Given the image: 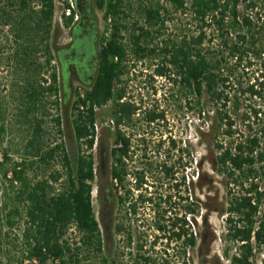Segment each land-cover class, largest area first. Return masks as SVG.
<instances>
[{
    "label": "trees",
    "instance_id": "1",
    "mask_svg": "<svg viewBox=\"0 0 264 264\" xmlns=\"http://www.w3.org/2000/svg\"><path fill=\"white\" fill-rule=\"evenodd\" d=\"M53 13L52 0H0V47L6 49L0 58L6 72L0 82V132L11 110L31 130L20 161L6 167L4 155L0 163V221L8 231L16 227L20 232L18 264H117L120 247L110 251L106 231L107 134L96 131V122L101 110L117 125L113 177L115 198L123 207L126 198L119 191L128 141L118 126L144 105L129 100L122 83L130 60L153 67L149 77L170 85V99L177 95L174 103L183 100L184 109L199 122L198 134L203 127L212 134L217 170L227 185L225 240L235 246V254L229 256L225 249L224 257L229 264H255L258 254L264 263V2L73 0L72 15L64 20L69 37L64 45L58 43ZM129 17L133 21L126 23ZM49 101L57 111L52 121L58 133L68 130L70 113L74 158L63 143L42 146ZM142 119L163 121L164 114L148 111ZM163 147L159 141L155 149L159 153ZM174 148L171 142L168 149ZM53 160L59 169L51 180L30 175L34 165ZM162 204L160 198L163 214ZM187 213L194 225L198 207L192 194L190 211L184 208V216L172 224L176 240L182 238L184 258L188 246L193 250L197 245L193 231L185 241ZM127 243L131 245V236ZM129 259L130 264H172L166 257H153L143 244Z\"/></svg>",
    "mask_w": 264,
    "mask_h": 264
},
{
    "label": "rangeland",
    "instance_id": "2",
    "mask_svg": "<svg viewBox=\"0 0 264 264\" xmlns=\"http://www.w3.org/2000/svg\"><path fill=\"white\" fill-rule=\"evenodd\" d=\"M135 2V0H132ZM264 2V0H261ZM61 7L57 5L55 10L56 17L60 15ZM101 14L98 13L100 20ZM133 19L129 17L126 23H131ZM103 25L100 21V29ZM58 43L61 45L69 42L68 32L66 28H58ZM3 35L0 33V36ZM0 58H4L6 49L0 47ZM148 63H135L132 60L127 64L128 72L123 76L122 83L126 88L127 98L135 105L144 103L141 111L138 113L139 118L142 119L144 113L148 111L161 112L163 111L164 120L162 123H157L159 128L156 133H149L147 158L162 161L164 155L166 158L175 162L177 189L175 193V212L177 218L184 216V208L187 202H190V190L186 184L192 183L193 202L198 207V214L194 217V225L189 228L197 234V245L191 250V256L179 257L175 247H168V251L164 252L162 249L163 243L156 246L149 253L153 257H166L172 264H229V260L224 257V250L229 249L228 255L235 254V246L229 241L225 240L226 224L225 218V203L227 202V185L225 176L218 173L215 162V153L212 146V134L208 132L207 127H203L202 134L199 132V122L194 115L186 111L183 106V100L179 103H174L177 100V95L173 94V99H170V85L160 78L151 76V69L146 67ZM6 76L5 70L0 67V82ZM163 90H167L165 96ZM2 91V90H1ZM47 116L43 117V133L42 141L44 149H50L54 144L63 143L71 158H74L77 153V145L73 139L71 129L70 113L67 114L68 130L61 129V133L57 132V127L52 121L57 111L52 101L46 104ZM11 110L8 116L3 120L4 131L0 132V163L3 161V156L7 155L6 167L12 166L14 163L20 161L25 153V146L29 141L30 127L28 124L22 123L20 119L15 117ZM211 114V113H210ZM109 118L97 110L96 131L100 129L107 130ZM208 125L209 121L206 122ZM242 129V127H241ZM107 134L103 131V134ZM145 134V133H144ZM198 138L201 143H198ZM164 142L163 151L157 152L155 146L157 142ZM174 142L175 148L168 149V142ZM188 164V165H186ZM59 169L57 161H49L48 165L36 164L32 167L30 175L37 179L51 180L50 176ZM3 181V180H2ZM231 187V186H230ZM95 184H93V196L95 194ZM164 190V188H163ZM1 191V178H0ZM93 210L97 220H100V208L97 200L93 199ZM143 221L148 220L150 223L151 212L144 211L142 213ZM150 217H149V216ZM189 217V216H187ZM188 220V219H187ZM146 224V223H145ZM20 232L18 228L8 231L3 227V222L0 221V264H18L19 258V243L16 241ZM6 235V236H5ZM149 235L154 236L153 231ZM15 244V248L13 245ZM114 245L119 246V258L117 264H130V259L126 252L121 249L122 243L120 237L114 238ZM176 247H178L176 245ZM132 254V253H130ZM186 258L188 259L186 261ZM255 264H264L263 258L256 254Z\"/></svg>",
    "mask_w": 264,
    "mask_h": 264
},
{
    "label": "flooded vegetation",
    "instance_id": "3",
    "mask_svg": "<svg viewBox=\"0 0 264 264\" xmlns=\"http://www.w3.org/2000/svg\"><path fill=\"white\" fill-rule=\"evenodd\" d=\"M107 138H106V178L105 188L109 197L106 205V231L107 242L110 251L114 249V238L120 237L123 245V250L129 257V253H135L137 244H143L144 249L148 252L154 250L156 246L163 243L162 249L167 252L168 247H175L179 257H182V238L176 240V236L172 232H176L172 228V224L177 219L175 212V193L177 189V181L175 176L176 166L171 159H164L163 167L160 166V160L156 157L153 159L147 158L144 148L147 149L149 133H156L159 128L157 123H162L158 119L145 123L143 119L139 118V114L131 117L130 121L124 122L118 126V129L124 134L128 141V151L123 157L124 176L122 187L119 191L120 195L125 196L126 201L123 207H119L115 198V188L117 181L113 177V170L115 166L112 151L115 148L113 143V133L116 130V122L112 116L108 117ZM143 118V116H142ZM145 133V134H144ZM146 135V136H145ZM173 142V141H172ZM159 142H157L158 144ZM171 142H168L170 146ZM188 165V164H186ZM190 190V202L185 205V211L189 212L191 209V194L192 183L186 184ZM164 188V190H163ZM170 197V199H169ZM160 198L163 199V214L160 209ZM165 200V201H164ZM135 210V213H134ZM144 211L151 212L150 223L148 220L143 221L142 213ZM149 216V215H148ZM189 216L191 225V215ZM150 217V216H149ZM120 218L123 223L120 235L117 234L116 225ZM187 221V218H186ZM146 223V224H145ZM163 224L165 229H159V225ZM181 226V225H180ZM185 241L190 237L191 228L185 225ZM153 231L154 236L149 235ZM178 232V231H177ZM131 236L132 243L129 246L127 243L128 237ZM176 245L178 247H176ZM151 252V251H150ZM191 256V247L186 249V256ZM188 259L186 258V261Z\"/></svg>",
    "mask_w": 264,
    "mask_h": 264
},
{
    "label": "built area",
    "instance_id": "4",
    "mask_svg": "<svg viewBox=\"0 0 264 264\" xmlns=\"http://www.w3.org/2000/svg\"><path fill=\"white\" fill-rule=\"evenodd\" d=\"M54 4L53 25L57 28H66L64 20L72 15L73 0H52ZM57 5L61 7L60 15L56 17L55 10ZM77 20V15L74 14L73 21ZM67 29V28H66ZM68 32V29H67Z\"/></svg>",
    "mask_w": 264,
    "mask_h": 264
}]
</instances>
